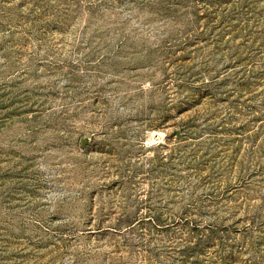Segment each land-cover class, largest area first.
Masks as SVG:
<instances>
[{"label": "rangeland", "instance_id": "374dc122", "mask_svg": "<svg viewBox=\"0 0 264 264\" xmlns=\"http://www.w3.org/2000/svg\"><path fill=\"white\" fill-rule=\"evenodd\" d=\"M0 264H264V0H0Z\"/></svg>", "mask_w": 264, "mask_h": 264}]
</instances>
